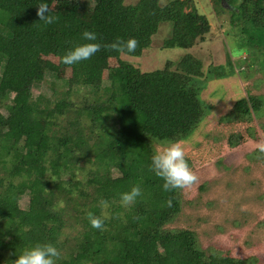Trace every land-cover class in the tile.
Listing matches in <instances>:
<instances>
[{"label":"trees","instance_id":"16d2710c","mask_svg":"<svg viewBox=\"0 0 264 264\" xmlns=\"http://www.w3.org/2000/svg\"><path fill=\"white\" fill-rule=\"evenodd\" d=\"M61 1L44 0L54 17L45 23L36 14L40 0H0V264L37 243L57 248L56 264H255L254 256L202 249L193 231L169 229L181 189L162 190L149 165L156 145L188 140L207 117L201 93L209 81L264 73L261 37L238 41L247 61L204 70L192 51L210 24L193 0H64L66 7H53ZM210 1L231 15L238 39L249 30L264 35V0ZM160 26L168 29L160 49L183 50L178 59L141 72L121 58L141 57ZM84 30L97 34L99 51L62 63L87 42ZM117 38H135V51L108 47ZM80 92V102L72 101ZM263 98L245 94L220 121L261 117ZM237 139L230 136L228 146ZM134 185L140 196L122 205L120 194ZM88 212L102 218V228L90 227Z\"/></svg>","mask_w":264,"mask_h":264},{"label":"rangeland","instance_id":"374dc122","mask_svg":"<svg viewBox=\"0 0 264 264\" xmlns=\"http://www.w3.org/2000/svg\"><path fill=\"white\" fill-rule=\"evenodd\" d=\"M193 2L197 12L205 15L210 24L209 34L192 51L204 70L209 66L226 67L228 59L235 66L247 61L248 56L238 41L248 37L256 36L258 40L261 37L260 50L264 54L262 33L243 31L238 39L236 30L229 26L231 15L227 11L219 13V8L214 9L210 0ZM61 5L66 7L64 0L54 3L53 7L61 9ZM167 33V27L160 26L141 57L121 58L141 72L160 69L166 59L176 60L184 54L177 48L160 49ZM234 70L238 72V66ZM248 75L235 73L228 78L211 80L202 91L201 98L211 110L188 140L178 142L197 180L191 187L181 189V211L168 228L193 231L202 249L215 246L230 257L254 256L255 264H264V155L257 148L258 144H264V114L249 122L220 121L245 94L264 96V73L252 70ZM81 97L80 92L71 96V100L80 102ZM230 136L238 137L234 148L228 146ZM159 147L156 145L155 150Z\"/></svg>","mask_w":264,"mask_h":264},{"label":"clouds","instance_id":"9594fccd","mask_svg":"<svg viewBox=\"0 0 264 264\" xmlns=\"http://www.w3.org/2000/svg\"><path fill=\"white\" fill-rule=\"evenodd\" d=\"M48 12L49 9L46 2L40 0L36 13L39 21H44L45 23L53 22L54 17L48 15ZM81 39L87 42L68 50L60 57L62 63L72 65L82 60H87L99 51L101 45L95 42L97 41V34L94 31H82ZM136 44L135 38H129L126 41L117 38L116 42L108 45V47L127 55L135 51ZM257 148L259 153L264 155V144H258ZM149 168L156 177L162 180L161 187L164 191L188 188L197 180L196 175L192 172L185 158L183 147L177 142L166 141L154 151L150 158ZM140 194V187L134 185L129 191L120 194V203L122 205H129ZM100 203L103 207H107V201L101 200ZM86 218L90 227L95 229L102 228L103 220L101 217L88 212ZM59 256L60 253L54 245L50 243H37L23 249L18 255L15 254V259L8 261L7 264H56Z\"/></svg>","mask_w":264,"mask_h":264},{"label":"water","instance_id":"95a60500","mask_svg":"<svg viewBox=\"0 0 264 264\" xmlns=\"http://www.w3.org/2000/svg\"><path fill=\"white\" fill-rule=\"evenodd\" d=\"M221 4H224V0H221Z\"/></svg>","mask_w":264,"mask_h":264}]
</instances>
